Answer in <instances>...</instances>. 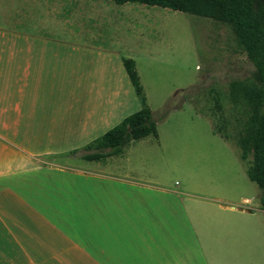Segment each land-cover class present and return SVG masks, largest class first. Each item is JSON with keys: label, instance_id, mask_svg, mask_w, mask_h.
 Returning a JSON list of instances; mask_svg holds the SVG:
<instances>
[{"label": "crops", "instance_id": "1", "mask_svg": "<svg viewBox=\"0 0 264 264\" xmlns=\"http://www.w3.org/2000/svg\"><path fill=\"white\" fill-rule=\"evenodd\" d=\"M60 31L48 0H0V264H264L254 209L172 202L177 192L133 167L125 149L137 141L78 159L71 191L49 183L58 160L142 108L123 62L113 78L107 49L49 39Z\"/></svg>", "mask_w": 264, "mask_h": 264}, {"label": "rangeland", "instance_id": "2", "mask_svg": "<svg viewBox=\"0 0 264 264\" xmlns=\"http://www.w3.org/2000/svg\"><path fill=\"white\" fill-rule=\"evenodd\" d=\"M48 1L53 17L57 16L65 30L50 32V40L107 49L113 78L118 79L123 59L136 62L158 137L149 136L125 150L130 152L133 167L140 165L144 170L146 183L150 179L162 191L177 192L173 201L164 195L159 199L229 202L237 210L254 209L256 220L264 227L261 192L247 175L249 163L241 160L234 141L213 133L218 122L216 96H221L223 113L235 125L229 84L249 78L254 71L232 31L211 19L161 7L64 0L65 7L52 12L53 1ZM106 7L110 13L105 19L100 10ZM64 98L68 108L72 105L69 93ZM65 128L69 131L72 126ZM83 151L78 149L58 160L65 171L50 172L49 183H61L71 191L74 181L66 173L79 166ZM66 190L62 202H67ZM82 195L87 197V192Z\"/></svg>", "mask_w": 264, "mask_h": 264}, {"label": "trees", "instance_id": "3", "mask_svg": "<svg viewBox=\"0 0 264 264\" xmlns=\"http://www.w3.org/2000/svg\"><path fill=\"white\" fill-rule=\"evenodd\" d=\"M117 5L141 4L211 19L227 26L238 49L254 65L249 78L230 82L228 99L235 113V125L224 115L221 96L215 98L217 124L213 133L234 141L243 162H248L247 175L260 189L264 211V0H111ZM123 65L142 108L126 117L85 148L82 158L99 161L120 154L131 142L148 136L158 137L157 122L147 104L133 59Z\"/></svg>", "mask_w": 264, "mask_h": 264}]
</instances>
